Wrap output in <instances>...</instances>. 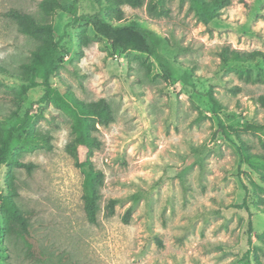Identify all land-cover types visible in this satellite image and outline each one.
I'll use <instances>...</instances> for the list:
<instances>
[{"label": "rangeland", "instance_id": "rangeland-1", "mask_svg": "<svg viewBox=\"0 0 264 264\" xmlns=\"http://www.w3.org/2000/svg\"><path fill=\"white\" fill-rule=\"evenodd\" d=\"M12 9L53 24L60 68L51 83L86 102L105 98L114 121L95 132L101 146L92 161L103 171L104 185L92 224L83 201L87 168L77 167L67 150L71 118L51 101L33 104L43 85L20 104L0 99V114L20 121L29 112L30 131L51 136L52 143L49 150L22 137L12 156L31 169L12 161L0 166V194L14 198L31 227V237H25L0 200V264L264 263V167L242 153L244 142L252 154L264 155V131L238 132L239 138L233 130L264 122L257 101L264 82H246L240 75H264V62L225 64L219 54L224 47L264 54V0H251L247 8L231 0L209 23L191 0L121 5L118 24L147 29L157 55L115 52L93 31L89 16H117L108 0H0V96L9 97L21 96L29 81L21 65L40 44L5 15ZM80 34L87 46L80 44ZM211 89L225 106L218 113L212 111ZM110 198L117 203L109 217Z\"/></svg>", "mask_w": 264, "mask_h": 264}, {"label": "trees", "instance_id": "trees-1", "mask_svg": "<svg viewBox=\"0 0 264 264\" xmlns=\"http://www.w3.org/2000/svg\"><path fill=\"white\" fill-rule=\"evenodd\" d=\"M240 1L246 8L250 6L251 0ZM191 2L196 13L205 23L221 17V9L231 4V0H191ZM143 3L144 0H108L109 6L117 10V16L112 18L98 13L89 16L87 22L92 26L93 31L97 35L107 40L115 52L137 51L148 55H157L156 45L150 40V32L147 29L134 25H121L117 21L122 14L121 5L127 4L132 7H141ZM46 4L52 12H55L56 7L50 2ZM153 8V4L150 3L149 10ZM5 15L13 19L22 32L35 36L40 44L32 52L29 61L21 65L23 72L29 74L28 83L21 86V96L9 97L3 95L0 96V99L10 98L20 104L23 102V96L32 88L43 85L45 87L43 95L38 101L33 102V104L51 101L71 118L72 141L67 146V150L74 158V163L77 167L81 169L87 168L82 183L84 209L87 220L92 224H96L100 209L101 188L104 185V173L93 166L92 158L94 152L101 146V141L95 135V132L98 130L99 125L108 126L114 121L111 105L105 98L86 102L80 99L70 88L66 87L60 90L51 83V78L57 75L60 68V61L57 57L60 44L54 39V26L52 23H39L31 15L17 9H12L6 12ZM80 44L84 46L88 45V39L83 34H80ZM83 54V49H80L79 55L82 56ZM219 54L225 64L230 62L247 63L255 61L258 58L264 62V54L259 51L247 53L224 47ZM162 66L166 77H169L170 71L167 64L162 63ZM240 75L246 82H264V75L254 76L249 70H241ZM232 89L237 92L240 90V87L236 86ZM208 97L214 113H218L225 108L219 97L215 95L213 89L208 92ZM257 101L264 108V94L260 95ZM31 120L32 117L29 112L20 121H12L10 117L0 114V124L5 125L4 129L0 130V166L12 161L19 167L31 169L32 164H27L12 156L15 144L22 137L30 139L49 150L52 148L51 136L36 134L30 131ZM222 128L224 129L223 125L220 127L222 134L227 135L225 129L223 131ZM233 130H235L240 138L238 132H263L264 122L254 120L245 123L240 129ZM250 148L249 144L243 142L242 153L245 158L254 164L264 167V155L252 154ZM261 174L264 178V172ZM0 200L1 209L7 217L18 226L20 232L25 237H31L30 216L19 208L10 194H0ZM261 202H264V198L262 197ZM116 203L117 200L115 198H110L107 201L106 216L110 217L114 215ZM238 206L241 207L242 205ZM131 213L132 208L129 207L123 214L122 220L125 223L129 222ZM157 241L159 244H162L160 239H157ZM258 264L264 263L258 260Z\"/></svg>", "mask_w": 264, "mask_h": 264}]
</instances>
